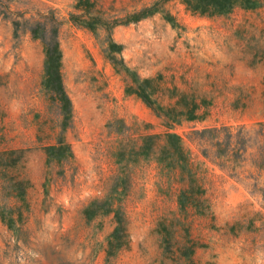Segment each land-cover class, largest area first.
<instances>
[{
  "label": "rangeland",
  "instance_id": "rangeland-1",
  "mask_svg": "<svg viewBox=\"0 0 264 264\" xmlns=\"http://www.w3.org/2000/svg\"><path fill=\"white\" fill-rule=\"evenodd\" d=\"M144 7L158 12L128 22ZM52 24L65 130L30 31ZM166 133L194 178L168 167L184 155ZM59 139L71 158L48 155ZM0 212L14 219L0 218V264H264V0L216 16L179 0H0ZM116 213L127 237L110 250Z\"/></svg>",
  "mask_w": 264,
  "mask_h": 264
},
{
  "label": "trees",
  "instance_id": "trees-1",
  "mask_svg": "<svg viewBox=\"0 0 264 264\" xmlns=\"http://www.w3.org/2000/svg\"><path fill=\"white\" fill-rule=\"evenodd\" d=\"M183 5L186 6V8L194 13H198L200 15H207V16H216V15H225L228 14L236 5L237 0H179ZM158 10L153 7H144L141 10L133 13L130 17V20L128 22H139L142 19H145L149 16H152L153 14L157 13ZM100 25L103 27H106L105 22H100ZM91 29L92 26H87ZM31 33L34 35V37H39L43 47H44V77H43V87L46 89V92L50 96V100L52 103L57 104L58 108L61 112V115L63 116L62 130H65L70 123L71 120V112H72V106L71 101L66 94L63 83H62V75H61V60H62V53L60 50L59 40H58V33H59V24H52L49 27L47 26H37L36 28H33L30 30ZM46 32H49L51 35L48 37L44 35ZM38 33H41L38 34ZM39 35V36H37ZM115 63V62H114ZM122 71H126V68H122ZM120 72V70H119ZM144 83H148L147 80L143 81ZM146 90L140 86L137 89H133L131 86H128L126 88L127 94H136L142 101L150 108L154 109L158 115L164 118V121L166 123L167 128H170L172 124L178 123V121L173 120L171 116H169L168 112L174 111L173 109H163L162 107H155V102L151 98V94L146 93ZM196 119L195 116L192 114L188 117V120H194ZM151 139H158V136H150ZM165 138L167 139V144H169V140H175L176 142V150L179 155H184L183 159L180 163L174 162L172 158L170 159V162L168 164V167L173 169H180L182 172L189 173L191 178H194L195 176L191 174L190 172V163L188 155L189 153L185 151L183 147V142L180 137L166 133ZM58 146H49L46 147V151L48 152V155H52L51 157H55L60 153L61 150L67 151V158H71V151L68 144H66L63 139H59ZM156 146V144H153L151 149H153ZM152 152V150H151ZM154 152H152V155ZM175 163V164H174ZM21 187V188H20ZM25 189L26 187H22V183H19V190H17L18 194L13 196L15 199H19L21 202L24 201V195H25ZM190 206H195L193 202L188 203ZM93 205V204H92ZM183 205V204H182ZM184 206V205H183ZM113 210L109 209L106 211V213H112ZM95 211L91 209L90 207H87L84 210V216L87 219H92L95 216ZM116 218L117 213H116ZM0 218L2 222H4L8 227H12V224L14 222L12 215L3 214L0 212ZM117 227L114 229L110 236V240L108 243L109 249H119L120 244L117 242L123 238L127 237L124 236L126 233V230L124 229V223L122 219L117 218ZM108 254H110L108 250ZM193 256V254H191Z\"/></svg>",
  "mask_w": 264,
  "mask_h": 264
}]
</instances>
